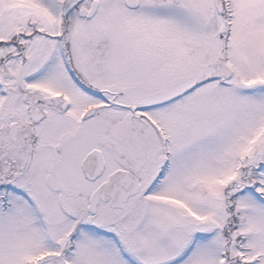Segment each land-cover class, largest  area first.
<instances>
[{
	"label": "snow or ice",
	"instance_id": "6c2138e0",
	"mask_svg": "<svg viewBox=\"0 0 264 264\" xmlns=\"http://www.w3.org/2000/svg\"><path fill=\"white\" fill-rule=\"evenodd\" d=\"M0 264H264V0H0Z\"/></svg>",
	"mask_w": 264,
	"mask_h": 264
}]
</instances>
